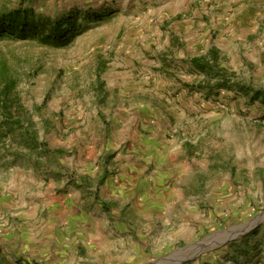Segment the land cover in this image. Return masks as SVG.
Listing matches in <instances>:
<instances>
[{
	"label": "rangeland",
	"instance_id": "obj_1",
	"mask_svg": "<svg viewBox=\"0 0 264 264\" xmlns=\"http://www.w3.org/2000/svg\"><path fill=\"white\" fill-rule=\"evenodd\" d=\"M172 1L0 0L82 28L62 48L0 35V95L23 123L1 112L0 180L16 177L19 210L39 203L35 217L3 206L0 264L32 219L85 235L90 253L57 264H155L264 213V102L211 90L190 63L215 47L232 81L264 88V0ZM250 226L158 264H264V219Z\"/></svg>",
	"mask_w": 264,
	"mask_h": 264
},
{
	"label": "trees",
	"instance_id": "obj_2",
	"mask_svg": "<svg viewBox=\"0 0 264 264\" xmlns=\"http://www.w3.org/2000/svg\"><path fill=\"white\" fill-rule=\"evenodd\" d=\"M81 33V23L74 14L69 15L65 20L46 19L35 11L26 8L13 9L0 14V35L2 36L20 40H35L45 46L62 48L71 44ZM219 58V51L212 47L206 55L192 57L190 63L206 73L207 80L214 78L213 83L210 84L208 81L211 90L236 87L237 90L250 95L252 100L264 102V88H252L249 85L234 81V79L232 81L231 74L226 68L220 66ZM11 91L12 86L8 85L6 90L2 92L10 95ZM6 97L10 98L9 96ZM2 98L0 95V115L1 112H4L9 122L16 126H22L21 121L13 119L11 105H3Z\"/></svg>",
	"mask_w": 264,
	"mask_h": 264
},
{
	"label": "crops",
	"instance_id": "obj_3",
	"mask_svg": "<svg viewBox=\"0 0 264 264\" xmlns=\"http://www.w3.org/2000/svg\"><path fill=\"white\" fill-rule=\"evenodd\" d=\"M187 1L188 0H173L172 2H174L176 7L179 8L183 4L187 3ZM26 177L27 176L23 177L22 179L25 180ZM15 178L14 175H11L10 179L8 180V183L6 182L4 183L2 182V180H0V214L2 213V208L4 206L8 208L7 212L9 217L11 215L13 217L17 213L21 216L33 215L32 217H35L39 208L38 202L34 201L30 205H28L27 209L19 210L18 207L21 206L20 200L13 199V201H11L12 199L8 196V193H6V189H10V190L16 189V183H14ZM30 181L32 180L30 179ZM27 191H29L30 199H33V197L36 195V191L34 190V188L28 187ZM11 224L13 226L12 222ZM58 225L55 223L54 220H51V218H49L47 221L44 219L41 220L32 219V225L26 231H23V228H21L19 232L16 231L12 232L13 228L9 229L10 235L9 237H7V242L10 243V249L12 250L5 251L6 254H9L7 256V261L9 262L8 264L63 263L65 259L63 258V254L67 253L66 249L68 248L78 249V246H81V244H85L87 251L86 254H88V252L90 253V251H88L90 247L87 245V243L84 240L85 235L82 234L81 236H79L78 238L79 240L77 239L75 240V237L73 239L69 238L68 236L69 233L65 234V231L63 233L64 227L61 228L60 225L59 226ZM76 242H79L77 246H76ZM90 242L92 244L93 240H90ZM104 249L105 248L103 246L98 250L102 251ZM47 254L49 255L47 256ZM16 256L19 257L17 258ZM58 256L60 257L62 256V258H60L58 262H55L54 259L51 260L52 258H56ZM79 258L83 260L88 259L87 256L86 258H81V257ZM21 259L24 260L20 261Z\"/></svg>",
	"mask_w": 264,
	"mask_h": 264
},
{
	"label": "water",
	"instance_id": "obj_4",
	"mask_svg": "<svg viewBox=\"0 0 264 264\" xmlns=\"http://www.w3.org/2000/svg\"><path fill=\"white\" fill-rule=\"evenodd\" d=\"M264 219V213H262V214H260V215H258L254 220H252V221H250V223H247V224H243V225H237V226H234V227H241V231H239L238 233H237V235H235V236H233V237H230V238H226L225 240H219V241H217V240H215V241H210L209 243H208V241H207V244L205 243V241L208 239H210L212 236H214V235H216L219 231H221V230H219V231H217L216 233H213V234H210L209 236H207L204 240H202V241H199V242H196V243H193V244H191V245H189V246H186V247H183V248H179V249H177V250H175L173 253H171L170 255H168V256H166L165 258H163V259H161V260H159L158 262H156L155 264H158L159 262H167V261H169V260H171V259H173L174 257H176L179 253H183V252H189V254H192V253H194V252H190L189 250H192L193 248L192 247H194V246H199V247H201V246H205V245H210V244H212L213 242H217V243H220V244H223V243H225V242H227V241H229V240H231V239H234V238H236V236H238L239 234H241V233H247V232H249L250 230H251V224H254V225H256L257 223H259L260 221H262ZM249 226V227H248ZM224 230H228V229H224ZM201 252V251H200ZM200 252H198V253H195L194 255H198ZM193 255V256H194ZM193 256H190L189 258H186V259H183V260H181V261H184V260H187V259H190V258H192ZM177 258V257H176ZM181 261H179V262H181Z\"/></svg>",
	"mask_w": 264,
	"mask_h": 264
},
{
	"label": "bare ground",
	"instance_id": "obj_5",
	"mask_svg": "<svg viewBox=\"0 0 264 264\" xmlns=\"http://www.w3.org/2000/svg\"><path fill=\"white\" fill-rule=\"evenodd\" d=\"M249 227V226H248ZM239 231H241V227H231L230 229H228V230H222L220 233H218V235H223V236H230V235H233V233H235V234H237ZM207 241L208 240H206L205 241V243L207 244ZM210 241H208V243H209ZM208 245H205V246H201V247H199V246H194V247H192L193 249L192 250H189L191 253L192 252H194V253H192V254H189V252H183V254H186L187 256H193L195 253H198L197 252V250L196 249H204L205 247H207ZM200 252V251H199ZM179 254H182V253H179ZM188 257V258H189ZM186 259V258H185ZM175 260H177L178 262H179V259H178V257L175 259Z\"/></svg>",
	"mask_w": 264,
	"mask_h": 264
}]
</instances>
